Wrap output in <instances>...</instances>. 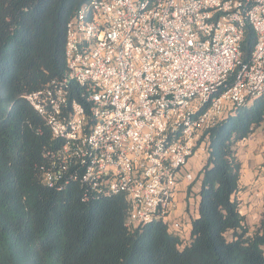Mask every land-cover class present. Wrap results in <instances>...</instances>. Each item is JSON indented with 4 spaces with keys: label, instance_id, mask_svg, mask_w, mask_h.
<instances>
[{
    "label": "built area",
    "instance_id": "2783aa9c",
    "mask_svg": "<svg viewBox=\"0 0 264 264\" xmlns=\"http://www.w3.org/2000/svg\"><path fill=\"white\" fill-rule=\"evenodd\" d=\"M65 58L61 78L24 95L61 142L47 184L78 166L90 190L126 196L127 224L177 232L168 217L205 132L264 95V0H90L66 24Z\"/></svg>",
    "mask_w": 264,
    "mask_h": 264
},
{
    "label": "trees",
    "instance_id": "16d2710c",
    "mask_svg": "<svg viewBox=\"0 0 264 264\" xmlns=\"http://www.w3.org/2000/svg\"><path fill=\"white\" fill-rule=\"evenodd\" d=\"M88 1L0 0V264H264V211L254 223L240 211L237 153L264 129V95L205 132L186 241L163 220L127 224L126 196L90 190L78 166L47 184L61 142L24 95L63 76L66 24ZM254 41L247 25L244 61Z\"/></svg>",
    "mask_w": 264,
    "mask_h": 264
},
{
    "label": "rangeland",
    "instance_id": "374dc122",
    "mask_svg": "<svg viewBox=\"0 0 264 264\" xmlns=\"http://www.w3.org/2000/svg\"><path fill=\"white\" fill-rule=\"evenodd\" d=\"M237 153L244 165H247L250 168L253 166L254 167L253 170L255 171L259 170L260 166L264 165V129L260 127L250 137L241 140L237 147ZM203 159H204V155L200 160H198L199 163L203 161ZM191 172L193 173V177L195 179L196 167L192 168ZM256 177L257 176L253 177V180H256ZM255 185L256 184L253 182L252 185L250 186L249 188L250 194H253L258 191L259 186H257L256 189ZM198 189H199L198 181H194V180L190 183L189 195L181 192L180 191L181 189L179 188L178 189L179 191L176 192L177 208L173 212H171L168 217L169 226L171 229L174 228L172 221H174L175 219L179 221L180 226L179 228L176 229V231L184 241H186L189 238L190 222L193 216L196 215V208H197L196 192L198 191ZM260 199H261V194H259L258 196H254V198L251 201H246L248 207L247 210L249 211V208L250 207L252 208V212L249 213H253V212L256 213L261 209Z\"/></svg>",
    "mask_w": 264,
    "mask_h": 264
},
{
    "label": "crops",
    "instance_id": "0c3cea01",
    "mask_svg": "<svg viewBox=\"0 0 264 264\" xmlns=\"http://www.w3.org/2000/svg\"><path fill=\"white\" fill-rule=\"evenodd\" d=\"M238 144H237V147H238ZM203 155H204V159H203V161H201L199 163L198 160H200ZM204 160H205V154H202L199 157H193L190 160V162L188 163L187 167H188V169L190 171L192 170V168L196 167V173H197V170L200 168V166L202 165ZM241 162H242V160H241ZM253 169H254L253 166L250 168L247 165H244L243 162H242L240 182H241V185L244 186V188L239 193V199L241 200L240 211H241L242 214L243 213L246 214L245 217H246V220H247L248 223L256 222L258 220V218L261 216V213L264 211V207H263V204H262V197L264 195V179H263L264 178L263 177V175H264V165H261L259 170L255 171ZM255 176H257L256 180H253V177H255ZM253 182L256 184L255 185L256 189H257V186H259L258 187V191L253 193L254 195L250 194V189H249ZM198 185H199V182H198ZM189 190L190 189H188L186 191H182L181 190V192L186 193L187 195H189ZM248 194H250V195H248ZM259 194H261V199H260L261 209L258 212H256V213H254V212L253 213H249V212H252V208L250 207L249 211L247 210L248 207H247V204H246L247 202L246 201H251L254 198V196H258ZM249 206H251V205H249ZM244 208H245L246 211L244 210ZM189 230H190V228H189Z\"/></svg>",
    "mask_w": 264,
    "mask_h": 264
}]
</instances>
